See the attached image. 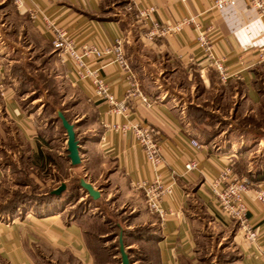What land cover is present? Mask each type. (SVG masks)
<instances>
[{
  "label": "crops",
  "instance_id": "obj_1",
  "mask_svg": "<svg viewBox=\"0 0 264 264\" xmlns=\"http://www.w3.org/2000/svg\"><path fill=\"white\" fill-rule=\"evenodd\" d=\"M128 1L133 13L136 8L153 5L155 11L149 15L151 19L174 23L191 15L196 16L198 26L183 25L176 33L145 41L141 22L133 23L112 0H24L27 7L36 11L32 18L17 12L10 0H0V71L5 78L9 51L16 49L13 48L16 40L12 37H17L18 32L29 43L52 53L56 75L64 90L61 101L71 102L61 111L56 109L54 114L57 110L61 112L73 125L74 135L80 142L79 163L72 166L65 160V135L55 120L51 127L44 126L37 112L27 110L21 102L19 93L11 87L13 84L5 85L4 94L0 96V186L17 185L14 175L28 170L34 172L38 185L50 191L71 176L82 178L98 190L99 200H105L110 194L113 202L136 212L134 219L146 217L142 223L150 225L152 220L157 221L155 232L148 237L142 235L139 242L143 248L152 249L151 255L149 250L147 252L148 264H189L195 250L194 228L202 221L196 210L208 214L212 223L223 227L231 223L213 207L208 192L218 171L230 165L231 170L248 177L252 183L244 196L255 241L247 244L234 228L237 262L264 264V202L255 196L256 188L264 191V142L244 128L203 134L200 131L202 120L191 119L186 113V86L183 85L187 83L188 88L192 87L191 77H198L207 92L220 86V96L225 98L234 97V84H237L240 100L228 109L231 121L236 119L237 109L246 111L257 107L261 97L256 76L264 64L262 19L247 6L246 0H233L219 10L209 9L214 0H123ZM43 19L64 28L77 46L86 43L102 50L113 39L121 38L126 61L150 103L146 105L131 98L125 115L111 116L106 102L93 96L89 80L79 79L74 74L70 58L51 48V36ZM197 31L206 34L211 53L220 57L225 66L229 74L225 82L220 81L216 71L208 65L196 41ZM110 60L108 53L87 57L89 67L98 68L112 97L120 99L127 88L125 75ZM132 119L150 124L158 132L160 159L154 169L144 161L130 133L113 131L107 126L113 121L124 123ZM191 140H196L198 147L191 146ZM59 160L68 172L62 179ZM189 160L195 167L184 172L183 163ZM155 173L165 185H172L171 192L159 201L162 218L144 212L142 191L134 186L137 181L150 180ZM85 195L79 190L76 201L84 200ZM62 196H57L44 211L34 212L27 206L0 214V261L3 264H33L32 253L41 245L70 251L80 264L92 263L84 244L85 214L70 215L73 204L64 202L68 198ZM89 207L95 208L94 205Z\"/></svg>",
  "mask_w": 264,
  "mask_h": 264
},
{
  "label": "rangeland",
  "instance_id": "obj_2",
  "mask_svg": "<svg viewBox=\"0 0 264 264\" xmlns=\"http://www.w3.org/2000/svg\"><path fill=\"white\" fill-rule=\"evenodd\" d=\"M112 1L115 5H118L116 8L119 11L126 13L132 18L133 23L137 22V18H135L134 13L128 7L127 2L125 3L123 0ZM7 20L5 19V21ZM17 37L15 35L12 37L16 40L13 44V48L15 47L16 49L9 51L11 56L6 61L9 65L4 68L6 71L5 85L13 84L11 87L19 93L18 96L27 110L37 112V118L44 122V126L49 128L52 125L54 111L65 108L71 102L68 100L61 101L64 90L56 75L54 55L46 53L44 48L41 49L37 44L29 43L19 32ZM256 77L258 80L257 88L261 97L260 104L252 110L237 109L234 114L236 119L231 121V114H228L230 113L228 109L230 107L233 108L234 102L240 100V87L234 84V97L227 95L222 98L220 96V86L216 85L213 90L207 92L198 77L192 76V87L188 88L189 85L183 83L186 86L185 102H187V115L191 119L202 120L200 121V131L203 134H221L225 131L229 132L232 127L236 129L244 128L249 132L251 131L254 135L260 136L262 142H264V64L260 66ZM55 123L60 129L58 119H56ZM60 163L61 161L59 160V174L60 179H62L66 177L68 172L62 168ZM14 176V181L17 185L8 183L6 186L2 184L0 186V209L9 200H16L18 196L29 198V203L20 200L19 205L15 207V211L27 206L32 207L31 205L34 203H32L33 201L30 198L34 200L36 196L47 189L37 184L33 171L28 170L24 171V173L22 171V173ZM21 182L26 184L23 186L20 184ZM79 190L82 195L83 191ZM108 196L105 197V200H99L97 197L90 200V203L83 202L82 199L76 201V199L69 197L64 199V202L73 204L72 209L76 208V210L84 212L86 219L83 232L85 233L84 238L90 253L93 254L96 251L97 256L102 258L103 255L95 248V240L98 239L103 244H113L120 232L122 242L121 230H125V239L131 245L128 248L130 252H127V254L132 255L133 259H135L137 251L142 249L139 242L143 239L142 237H148L155 232L157 221L155 219L152 220L153 223L150 225L147 222L142 223L143 220L146 221V217L134 219L135 211L131 212L126 205H119L118 202H113V197L110 194ZM62 198H65V196H62ZM93 205L95 208L89 207ZM144 212L150 216L154 214L152 212L149 213L146 208H144ZM195 212L202 221L194 228L195 250L189 264H238V249L233 239L234 228L236 227L235 222H231L229 227H223L219 223H212L209 215L201 210H196ZM147 218L149 219L150 217L148 216ZM114 225L117 226V229L113 228ZM114 233L117 235L112 238L111 234ZM31 258L33 264H80L70 251L51 249L45 245L37 248L32 253ZM135 263L139 264L140 261L136 260ZM0 264L3 263L0 261Z\"/></svg>",
  "mask_w": 264,
  "mask_h": 264
},
{
  "label": "built area",
  "instance_id": "obj_3",
  "mask_svg": "<svg viewBox=\"0 0 264 264\" xmlns=\"http://www.w3.org/2000/svg\"><path fill=\"white\" fill-rule=\"evenodd\" d=\"M185 1V0H180ZM233 0H214L209 9H221L227 3ZM11 4L19 13H25L29 18L35 16V9L27 7L24 0H10ZM128 7L132 10V4L128 1ZM248 7L253 9L258 17L262 19L264 26V0H246ZM155 11L153 5H145V7L136 8L134 16L142 24V37L146 41H154L163 36L173 34L179 31L183 25H191L197 28L198 22L196 16L187 15L179 18L174 23L159 22L151 19L149 15ZM44 26L51 36V48L59 53L66 54L74 69V74L79 78H87L93 88V96L96 99L106 102L108 112L111 116L125 115L128 111L127 103L131 98H136L142 103L148 105L149 100L146 99L140 89V84L132 69L126 61L123 51V41L121 38L113 39V42L102 50H96L93 46L82 43L79 46L74 44L72 39L67 35L64 28L54 24L51 20L43 19ZM197 44L207 59L208 65L214 69L218 75V79L222 82L229 77V74L222 64L220 57H216L211 53L210 41L205 33L197 31ZM101 53L111 55V62L115 63L125 75L127 88L120 99L112 97L108 86L103 82L98 74V68H91L87 63V57L90 55L99 56ZM5 78L0 71V96H3L5 89ZM108 128L113 131L123 133L127 131L131 134L135 142L139 145L144 161L153 169L157 167L160 159L158 132L150 124L142 123L137 119H132L124 123L116 121L107 124ZM191 146L198 147L196 140L190 141ZM184 165V172L194 169L195 164L189 160ZM251 180L246 176H240L231 170L230 165L223 166L216 176L212 179V183L208 187L210 202L213 207L221 213L225 219L235 222L237 233L241 235L247 244L255 241V232L249 222L247 205L245 202V194L251 185ZM134 186L142 191L145 200V208L149 213H154L162 218L164 215L159 208L161 197L169 194L172 189L171 184H164L158 173H155L150 180H140L134 183ZM255 196L264 202V191L256 188Z\"/></svg>",
  "mask_w": 264,
  "mask_h": 264
},
{
  "label": "trees",
  "instance_id": "obj_4",
  "mask_svg": "<svg viewBox=\"0 0 264 264\" xmlns=\"http://www.w3.org/2000/svg\"><path fill=\"white\" fill-rule=\"evenodd\" d=\"M60 111L62 110L59 109ZM53 121H56V117L55 114L52 117ZM59 121V119H58ZM69 122V121H68ZM59 126L60 129H62L61 125H60V121H59ZM75 139H76V135H75ZM65 160L67 161V157H66V151H65ZM77 180L78 177L76 176H71L67 179V181L64 183L65 184V188L64 190H62L59 194H54V193H50V190H46L44 193L39 194L38 196L35 197L34 200L31 199V201H33L32 203H34L33 205L29 204L32 206L33 211H44V209H47L49 206H52V204L55 202V199L57 196L59 195H63L66 198H71V199H76L79 195V188L77 186ZM85 199L83 200V202H86V200L90 201L93 200L91 199L88 195H85ZM26 201L29 203V198H25L24 196H18V198L16 200H9L8 203L6 205H4V207L2 206L0 209V214L2 213H12L15 211V207H17L19 205V201ZM82 202V203H83ZM69 214L72 216H79L80 214H84L82 213L81 210H76V208L71 209L69 211ZM114 229H117V226H113ZM115 231V230H114ZM122 232V245H123V249H125L127 252H130L129 249L126 248V245L129 244V242L126 241V232L125 230H121ZM84 233V232H83ZM85 235V233H84ZM117 234H111V237L113 238L114 236H116ZM153 237H151L152 239ZM148 239V238H146ZM150 239V240H151ZM84 244L85 247L88 248V245L85 241L84 238ZM95 244H96V249L99 251V253L101 255H103V257H99L96 254V251H94V253H90L91 257H92V263L91 264H118L119 263V258H118V251L116 249L117 247V240L114 241V243L112 244H103L101 241H99L98 239L95 240ZM142 249H140L139 251H137V255L135 257V259H133L132 255L128 254V263H132L133 261L135 262L140 261L139 264H148L149 263V259H148V255L147 252L148 250L150 251V255L152 253V249H148L147 247L146 250L145 248H143L142 245H140ZM88 250V249H87Z\"/></svg>",
  "mask_w": 264,
  "mask_h": 264
},
{
  "label": "water",
  "instance_id": "obj_5",
  "mask_svg": "<svg viewBox=\"0 0 264 264\" xmlns=\"http://www.w3.org/2000/svg\"><path fill=\"white\" fill-rule=\"evenodd\" d=\"M55 117L59 119L60 125L65 135L64 150L66 151V157L68 159V162L72 166L77 165L79 163L78 145L80 142L77 139H75V135L73 132V125L70 122H68L67 119L63 118L60 111L55 112ZM77 186L79 189L83 191V194L85 193L91 199H96L99 195L98 190L94 188L89 182L83 180L82 178H78ZM64 188H65V184L59 183L58 186L51 189L50 193L59 194L62 190H64ZM116 249L118 251V258H119L118 264H129L128 254H127V251L123 249L120 232L118 233V237H117Z\"/></svg>",
  "mask_w": 264,
  "mask_h": 264
}]
</instances>
